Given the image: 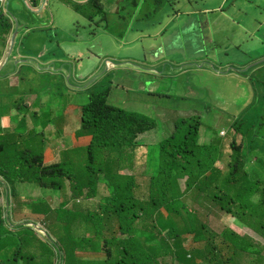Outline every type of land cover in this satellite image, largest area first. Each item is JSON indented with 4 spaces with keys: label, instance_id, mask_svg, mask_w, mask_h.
<instances>
[{
    "label": "trees",
    "instance_id": "1",
    "mask_svg": "<svg viewBox=\"0 0 264 264\" xmlns=\"http://www.w3.org/2000/svg\"><path fill=\"white\" fill-rule=\"evenodd\" d=\"M19 1L28 7L26 0ZM70 1L90 21L96 22L99 17L108 21L104 0H89L86 3ZM17 22L14 14L13 20L1 15L0 61ZM253 71L256 75L264 72V65ZM256 75L249 74L248 79L254 100L243 110L241 118H237H240L239 122L234 120L232 126L236 137L230 145L232 151L227 169L217 164L221 159L219 145L199 144V117L177 121L170 136L143 150L139 147L138 138L154 134L158 128L157 121L149 115L112 105L111 89L99 87V90L97 86L87 90L89 101L81 108V130L77 131V137L87 140L88 144L79 145V139L71 138L73 146L61 154L56 153L52 162L46 160L49 147L44 141V138L48 139L43 131L51 124L54 109L41 110V114L32 113L33 123L40 134L31 129L27 139H23V135L9 137L15 134L9 130L3 134L4 129L0 128V189L4 190L6 185L16 205L26 203L22 200L26 196L25 190L36 193L37 198H29L31 202L26 204L27 210L46 220H56V226L50 225L48 229L61 234L56 247L37 241L35 236L32 237L35 228L26 229V224L14 225L11 217H3L5 210L0 205V264H163L167 256L166 247L168 253L178 260V244L169 249L166 241L164 245L155 244L152 232L157 230V223L168 231L172 243L189 233L197 241H202L204 244L200 250L203 248L206 253L200 251V262L205 264L231 262L230 258H226L225 263L216 260L217 252L223 250L219 246L233 250L234 254L238 250L251 251L249 246L253 244L250 237L246 239V244L234 231L226 229L218 236V243L208 223L209 217L205 219V230L197 219L206 218L203 213L219 210L237 224L240 221L262 234L264 143L260 140L264 132L258 129L264 124V108L257 107L261 91L256 86L264 85V82H260ZM69 91H72L71 86ZM116 97L120 99L118 95ZM0 101L3 103H0V116L4 117L5 110L9 108L5 104L9 102L3 101L1 92ZM24 119L26 117L21 122ZM256 132L259 136L254 135ZM49 133L68 140L58 126ZM87 136L90 138L87 139ZM138 165L146 167L135 174L132 170L136 171ZM101 185L105 188L102 189ZM137 188H142V191ZM136 190L140 192L139 198ZM5 194L9 196V193ZM57 195L62 198V204L58 211H54L48 198ZM97 195L104 199L89 201ZM255 196L258 198L254 199ZM196 198L203 200L201 207ZM181 202L192 206L184 207L186 211L181 212ZM140 211L143 216L138 215ZM109 222L116 230L111 238L104 230ZM33 224L37 225L36 222ZM137 228L142 230L141 234L135 231ZM223 238L225 241L221 242ZM34 243L39 246L38 254L26 253ZM102 251L106 253L102 261L86 263L74 257L78 252L94 254ZM193 256L198 260L199 256ZM217 256L219 259L223 257ZM178 261L180 264H194L190 260Z\"/></svg>",
    "mask_w": 264,
    "mask_h": 264
},
{
    "label": "rangeland",
    "instance_id": "2",
    "mask_svg": "<svg viewBox=\"0 0 264 264\" xmlns=\"http://www.w3.org/2000/svg\"><path fill=\"white\" fill-rule=\"evenodd\" d=\"M18 1L19 0H11V6L9 7L11 9V12L17 18L18 22H30V25L25 26L26 28L22 29V31L20 28L21 33L19 38L26 37L25 51L28 53L27 56L29 60L32 61V64H21V72L18 74L17 79L18 83L17 81H15L16 85L14 87L10 85L11 81L7 79V76H5V78L1 80L0 89L2 90H0V92H2L3 101L9 102L5 105L11 106L12 104H14L15 108H20L23 111V114H18L16 112L17 109H14L11 111V114H8L10 116H8L6 119L7 121L11 120V124L5 122L0 116V128L4 129L3 134L6 133L5 130H9L8 132H13L15 134L14 136L10 135L9 137L18 138L19 135H23V139L28 138L31 129L34 130L37 134H40V131L33 123L32 115H30L29 118L24 119L23 122L20 121L25 115L26 108H28L30 114L34 112V108H32L31 106L35 101V96L39 98L40 102H38L40 103L41 107H46L44 111H50L54 107L58 112H63L66 109L67 117L63 122L62 131L65 135H68V137H65L68 138V140H62V138L57 136V134L56 137L54 135L50 136L48 134L46 136V138L48 139L47 141L44 138V141L49 147L47 150L48 154H46V160H53L57 156L56 153L61 154V152H63L66 148L73 146L71 138L73 140L78 139L77 131L79 130L81 125V107L87 102L88 85L91 87L97 86L99 90L100 88L103 90L111 89L109 94H111L110 98H112V100L114 101L113 103H111L116 107H121L129 112L138 114H150V112H147L146 110H140L143 106V102L148 101L149 98H143L142 100L138 99V92L135 91L139 89L140 85L138 84L137 86L136 81L134 80L135 78H132V76L135 70L143 67L142 63L145 62L146 57L150 61H154L152 60L154 50L158 51V54H161L159 48L156 47L153 49L154 42L156 41L155 38H145L142 31L153 33L152 31H156L158 29V26H164L161 22H167L169 20L168 17L175 13L173 12L175 8L173 4L174 0H166L167 4H164L161 7H156L155 5L158 0H145V2H143V0H137L135 4L136 6H140L141 8V6L144 5L142 10H138V12H136V8L132 5L131 1L123 2L122 13H112V15L108 18V21H102L100 20L102 17H99L96 20V24L93 26L87 23V20H89L88 18L83 15H78L74 10L66 7L64 0H49V7L47 8V10H45V13L48 15L50 20H53L51 15L52 12V14L54 15L56 26H60L63 31L61 32L63 34L59 36L55 32H52L54 43H58V40L62 39L61 45L65 52L66 50L71 52L76 47L78 48V51L81 50L83 52V60H80V63L83 64L82 75L80 76V72H77V75L75 76L73 72L71 78H69L68 76H61L59 75V73L53 71L40 72L33 67V65L36 63L35 60L39 62L42 61L41 59L39 60L35 58L41 54V49H39V46L35 41L37 36V29L35 27V24L38 20L36 14L37 12L33 11L32 9L28 8L26 5ZM76 1L80 2V0ZM212 1L213 0H193V6L199 9H203L204 7H212ZM233 1L234 0H229L228 2L227 0L225 1L226 11H229V9L233 6ZM241 4L242 3L240 2L235 3V5L237 6H241ZM187 5L188 6H186V4L184 3L185 10L183 12H188V14L194 16L195 22L197 24V29H200L202 31L201 45L203 44L206 46V52L204 54H207L208 57L212 60L219 61L221 63L232 61L236 64V61H238L242 64H246L243 66L244 69H234L232 74L249 82V73H251V71H246V69L249 67H254L257 69L258 67L264 65V57L254 60V58L264 53V48H262L260 45H256L255 50L249 56L244 53L246 47L249 46H246L244 41L241 39H234L233 47H227V45L225 44V39L223 38L224 32H213V30L212 32L208 31L205 24L207 16L196 15L192 11V9L194 8L189 4ZM176 8L180 9L183 7ZM181 13L182 12H179V14ZM122 15H124V18H121ZM162 15H164V18L162 17ZM181 18L183 20H186L187 16L183 15ZM106 26H108V28ZM28 27L30 28V30L26 31ZM180 28L181 25L179 23H173L170 26L169 30L176 31L179 34L181 32ZM105 29H109L110 32H106ZM213 33L215 34V36L213 35ZM166 35L167 33L165 34V36ZM179 37L182 38L183 36L179 34ZM76 39H78L77 44L75 43ZM199 43V40H197V44ZM238 47L239 50L237 52ZM61 51L62 50H59V52ZM162 55L164 56L161 63L156 62L152 64H144L146 65V68L155 66L157 67L156 69H160L159 72L161 73L168 72L169 74L173 73L175 75L173 77H166L163 83H160V86L156 88L159 90V92L156 91L158 92L157 95L161 97H155L153 99L161 101L157 108L158 113L160 115L163 114L167 116L168 112L167 109L163 110L164 106L173 108H184L185 106H187L188 108L186 109L189 112H186V114H184L185 116H183L181 119H178V121H188L190 120V117L199 116L201 119L199 144L212 145L215 143L219 145L221 159L217 161V164L219 166H224V168L227 169L232 151L230 149V145L233 143L234 137H236L234 134V129L232 130V125L234 124V122L230 124V122L227 121L229 116H223L221 114L219 109L224 108H222V102L220 100H216L212 103L217 105L218 108L216 107L205 109V107H207V104L204 102V98H202H218L219 93L214 92V94H212L213 96H211V94L204 92L207 94L197 93L194 96H191L190 94L179 92L177 90L179 88L178 86L182 81L187 80V78L189 79L191 77V80L194 82L200 81L197 75L200 70L195 65L191 67L182 65L179 68L174 69V67L176 68V66L173 67L171 62L165 61L167 59H176L180 57L195 58L198 56L196 54V47L194 45H186L180 49H168L164 51ZM97 57H99V59H97ZM164 57H166L167 59H164ZM106 59L112 61L116 65L115 68L107 69L105 65ZM251 59L252 61H250ZM71 60L75 63H79V61H74V58ZM64 67L66 68L67 65H65ZM182 70L188 71V75L177 76V74H180ZM42 73H47V75L43 76ZM153 73H155L154 70ZM161 73L157 75H138V77H141L144 81L145 76H147L149 79H153L156 78V76L162 77ZM251 74L256 75V73ZM91 75L92 77H89ZM77 77H81L86 81L81 82ZM256 77L260 82H264V72L258 73ZM127 79L128 81L130 80L133 83V87L131 89H129V86L126 83ZM70 86L72 91H69ZM75 86L82 87L80 88L82 90L76 89ZM256 88L261 91V96L258 100L257 107L264 108V85H258L256 86ZM115 94L120 97L119 100H117ZM180 95L186 100H183ZM41 102H43V104ZM46 102H48V104H46ZM0 103L3 104L1 101ZM29 103H31V105H29ZM26 105H28V107H26ZM245 109L247 108H244L243 110ZM2 110H5V108H3ZM243 110L239 112V114L235 116L233 120H237L240 115L242 116ZM150 116L155 121H157L158 125L161 127V129L158 130V137L160 140L168 137L174 132L173 131L170 134L168 128H163V125L160 124V120H157L155 118L154 112H152ZM240 118L237 120V122H239ZM3 122L6 123L7 127L3 125ZM47 130H53V127L49 126ZM258 130L264 132V124L259 127ZM254 135L259 136L258 132H256ZM86 138L89 139L90 136H87ZM260 142L264 143V137H261ZM86 144H88L87 140H80L79 142V145L82 146H85ZM154 149H158V147ZM257 166L258 165L256 164L255 167ZM145 167L146 165H138L136 171L132 170V172H134L135 174L138 172H142ZM101 188L104 189L105 187L101 185ZM20 190L21 188H19V192ZM137 190L142 191V188H137ZM42 192L49 193L50 191ZM2 193L4 195V192ZM38 194L39 196L41 195V193L39 192ZM25 195L26 196L22 198V200H25L26 202L24 205H16L15 200H11L12 207L14 208V210H12V223L14 225L26 224V229L35 228V231L33 233L34 235L32 236L33 238L35 236L37 241L47 242L51 247H53V245L56 247V244L54 242H57L58 235H56L51 229H47L48 227H50V225L56 226V220L47 218L48 222H46V220L44 221V218L41 215L27 210L26 204L31 202L29 198H31V196L33 198H37V194L32 191L25 190ZM4 196H6V194ZM257 198L258 196L254 197V199ZM102 199H104L102 196L97 195L95 197V200L93 201L97 202ZM51 200L49 199L51 205L56 207L61 205V200H59V198L54 197V199ZM196 202L198 203V206L201 207L200 205L202 204L203 200H199L196 198ZM190 206L192 205L183 204L182 202L179 204L181 212L186 211L184 207L189 208ZM5 211L3 213V217H10V214L6 213ZM202 216H207L206 218L198 217L197 219V221L202 222V230H205L204 227L206 226L205 223L207 222L205 219L210 216L219 217L220 221L218 222L222 223V225L226 222L230 226V228L234 230L235 225L233 226V223L229 221V218H227V215L224 212L213 210L209 214L203 213ZM152 219L157 220L154 217ZM115 221L118 222L117 220ZM211 221L213 224V233L218 234L219 227L217 223L212 218ZM34 222H36L37 228L33 226L35 225L33 224ZM137 222L138 219L136 220L135 224ZM42 225L45 226L47 235L43 238L42 236L44 235V233L41 232H44V228L42 227ZM111 225V222H109V224L104 227V230L109 232V235L106 236H109L110 238L111 235L116 232V230ZM109 226L111 227L110 229ZM248 230V228H244L242 233H245ZM135 231L142 233V230L140 228H137ZM261 232L262 234H258L256 232L258 235L252 233L253 236L252 234H249V236L253 237V240H251L255 251H253L250 256L252 258V262H254L255 264H264V229H262ZM152 234L154 235L156 245L158 243H162L164 245V241H166L169 249L173 245L178 244L177 259L181 262L183 261V259L185 261L188 260L186 258L187 255H197L199 256L198 262L201 264H205L200 262V251H203L201 252L202 254L206 253V251L204 252L203 248L200 250V246H202L204 243L202 241H197L198 239L194 238L192 233L183 235L178 240H174V242L176 241V243H172L170 241L172 239H170V236L166 232L154 230ZM136 236L139 235L136 234ZM247 238L248 237H245L243 240L246 241ZM91 239L94 240V236H91ZM143 239L144 238L142 237V240ZM223 241H225L224 238L221 240V242ZM38 249V244L34 243V245L29 247L25 252L28 254H34L37 252V255ZM227 250L228 248L224 247L223 250L217 252V255L226 256ZM166 251L167 252L165 253L167 254V256L165 264H179V261L173 258L172 253H168L167 247ZM229 251L231 253H234V251L231 249H229ZM257 251L259 252L258 254ZM217 255L216 260L218 261L219 258ZM87 256H89L90 258H87ZM74 257L79 258L86 263L102 261L106 258L103 252L86 255L78 252V254H75ZM227 258H230L231 262H227L226 259L221 260L229 264H237L238 257L236 258V262L233 255L228 256ZM215 261L213 263H215ZM241 264H251L249 257L247 256V259L245 261L242 260Z\"/></svg>",
    "mask_w": 264,
    "mask_h": 264
},
{
    "label": "crops",
    "instance_id": "3",
    "mask_svg": "<svg viewBox=\"0 0 264 264\" xmlns=\"http://www.w3.org/2000/svg\"><path fill=\"white\" fill-rule=\"evenodd\" d=\"M76 1V0H74ZM127 0H104V4L106 7V10L108 12L107 18H109L112 13H120L121 9L123 11L122 3L126 2ZM131 1L132 5L136 8V12L138 10H142L144 7L136 6L137 0H129ZM226 0H213V6L212 10L215 11V14L211 13L209 9H207V13H203L205 9H199L194 8L192 11L198 15H206V28L208 31L212 32H224V39L225 44L227 47H233V40L234 39H241L244 41L246 46V49L244 50V53L246 55H249L255 50L256 45H260L262 48H264V0H240L241 6L233 5L229 11H225V4ZM229 0H227L228 2ZM20 2V1H18ZM66 7H69L70 9L74 10L76 14L81 15L75 7L74 4L70 0H64ZM80 2L85 3L86 0H80ZM145 2V0H143ZM188 2V0H174V11L173 15L168 17L167 22H161L164 26H158V29L156 31L151 32H143V36L145 38L153 37L155 38L154 42V48H159L161 50V59L164 55L163 52L168 49H180L183 46L186 45H194L196 47V54L198 55L195 58H188V57H180L176 59H167L164 57L166 62H171L175 65L183 64L186 67H191L195 65L198 67L200 72L197 74L200 81L194 82L191 80V77L187 80H184L181 82V84L178 86L177 89L179 92L184 94H190L191 96H194L197 93L201 94H214V92L219 93L218 98L209 97V99L204 98V102L207 104L208 108H218L217 105L212 104L216 100H220L222 102V108L219 109L221 114L223 116L228 115L229 118L227 119L230 124L234 122L233 118L239 114L244 108L249 106L253 100H254V94H253V88L249 84V82L243 78H238L232 74L233 69H243V66L246 64H242L238 61H236V64L232 61H226L224 63H221L219 61L212 60L211 58L207 57V54H204L206 52V46L201 45L202 41V31L200 29H197V24L195 22L194 16L188 14V12H183L185 10V7L183 8H176V7H182L183 3ZM22 3V2H20ZM182 3V4H181ZM38 11H37V22L35 24V27L37 29V36H36V43L39 46V49H41V54L38 55V57H35L37 59H41L42 61L39 62L37 60L36 63L33 65L35 69H37L40 72L43 71H53L59 73L61 76H72V73L74 72L75 76L77 75V72H80L79 75H82V68L83 64L80 63V60H83V52L81 50L78 51V48L76 47L71 52H66L63 50L61 45V40H58V43H54L52 38V32H55L58 36L62 35L63 32L60 26H56V22L54 20V15L51 12L52 19L50 20L48 15L45 13V10L49 7V0H39L38 3ZM167 4L166 0H158L156 2V7H161L162 5ZM29 8V7H28ZM179 12H182L179 14ZM187 16L186 20H183L182 16ZM230 15H233L234 19H230ZM164 18V15H162ZM35 23V22H34ZM87 23L89 25L93 26L96 24V22H91L87 20ZM173 23H179L181 25V32L179 33L183 37L180 38L178 32L176 31H170L169 28ZM20 24V26H19ZM30 25V22L28 21H19L16 23L15 29L11 36L9 37L10 40L15 32H18V35L20 37V33L22 29L26 28L25 26ZM152 26V25H151ZM31 27V26H30ZM108 28V26H106ZM21 28V31H20ZM30 28L28 27L26 31H29ZM106 32H110L109 29H105ZM167 35L165 36V34ZM215 36V34L213 33ZM65 37V36H64ZM212 37V34H211ZM8 38V39H9ZM197 40H199V44H197ZM23 41V43L21 42ZM75 43H78V39H76ZM10 46V45H9ZM241 46V45H240ZM26 47V37L19 38V41L17 44H15L13 52L15 53V62H11L6 69H3L0 66V82L7 74H13L9 81H11L10 85L14 87L15 81L18 83V74L17 67H21L20 64L22 63L23 59H26V64H32L31 60H29L27 56V52L25 51ZM59 50H62L59 52ZM239 50V47L237 48V52ZM26 52V54H25ZM264 53L259 55L258 57L254 58H263ZM74 58V61H79V63L73 62L71 59ZM99 59V57H97ZM109 61L108 59L105 60L106 62ZM252 61V59L250 60ZM62 63V64H60ZM144 64H152L156 63V61H150L147 57ZM70 64V65H68ZM67 65L65 68L64 66ZM246 68V67H245ZM160 70V69H159ZM161 73V72H159ZM162 77H157L153 79H149L147 76L144 77V81L141 77H138V74L134 73L132 78H135L136 84L139 86V89H137L135 92H138V99L142 100L148 99V101L143 102V106L140 110L143 109L147 112H150V114L145 115H151L152 112L155 114V118L157 120H160V124L163 125V128H168L170 131V134L174 131L175 123L178 121V119H181L184 114H186L187 111L185 106L184 108H173V107H163V110L167 109V116L160 115L157 111L158 105L161 101L153 100L155 97L158 96L159 90L156 89L160 86V83H163L164 79L166 77H173L175 76L173 73L169 74L167 73H161ZM43 76L47 75V73H42ZM188 75V71L182 70L180 74H177V76H183ZM154 80V81H152ZM128 81V79H127ZM126 81L127 85L129 86V89L133 87V83L129 80ZM76 89L82 90L80 88L75 86ZM74 87V88H75ZM158 91V92H156ZM207 92V93H204ZM181 96V95H180ZM182 97V96H181ZM183 100H186L184 97H182ZM34 103L32 104V108H34L33 111L36 112V109L41 107L40 103L38 102V98L35 96ZM42 103V102H41ZM17 104V103H15ZM20 105V104H19ZM31 105V103H29ZM210 106V107H208ZM28 107V105H26ZM17 109L16 112H23L20 108H15L14 104L9 106L8 110H5L7 114H10L12 110ZM55 113L54 114H61L62 120L67 117L66 109L63 112H58L56 108H53ZM155 109V110H154ZM28 108H26V111ZM29 111V110H28ZM14 113V111H13ZM41 114V112H38ZM200 114V113H197ZM43 116V115H42ZM65 117V118H64ZM199 116H196V118ZM200 118V117H199ZM8 123H12L11 120L7 121ZM5 126L7 127L6 123ZM233 126V125H232ZM48 128V127H47ZM161 129V127L158 125V128L154 134L150 135H140L138 138L139 147L141 146L143 150L147 149L149 146H153L161 142L162 140L158 137V130ZM222 132V131H221ZM170 136V135H169ZM65 137V134H64ZM167 138V137H166ZM165 139V138H164ZM139 150V148H138ZM183 188H185L184 182L182 183ZM211 218L217 223L219 227V233L215 234L216 242H218V236L225 231L226 229H231L230 226L225 222V224L222 225V223L218 222L220 221V218L217 216H210L208 218V223L211 225V230L213 232V224L211 221ZM229 218V217H227ZM229 221L233 223L235 233L238 234L239 237H250L253 239V237L249 236V234H252V230L249 229L246 225L243 224H237L233 219L229 218ZM244 228H248L249 230L245 233H242ZM232 230V229H231ZM233 230V231H234ZM253 236V234H252ZM241 254H248L244 251H239L238 256ZM249 255V254H248ZM250 256V255H249ZM251 258V256H250ZM188 260L192 261L194 264H199L197 258L195 256H188ZM237 264H241V261H237ZM251 264H255L252 262L251 258Z\"/></svg>",
    "mask_w": 264,
    "mask_h": 264
},
{
    "label": "bare ground",
    "instance_id": "4",
    "mask_svg": "<svg viewBox=\"0 0 264 264\" xmlns=\"http://www.w3.org/2000/svg\"><path fill=\"white\" fill-rule=\"evenodd\" d=\"M237 2H240L241 3V1L240 0H234L233 1V5L235 4V3H237ZM227 3V2H226ZM186 4V6H188L187 4H189L190 6H192L193 8H195L194 6H193V0H188V2H186L185 3ZM182 7H184V3H183V5H182ZM203 9H205V11H203V13H207V9H209V10H211L210 12L211 13H213V14H215V11L214 10H212V7H204ZM226 11V10H225ZM231 19H234V17H233V15H230V19L229 20H231ZM14 37H16L15 38V44H17V42L19 41V35H18V32H15L14 34H13V36H12V38H11V40H10V38L8 39V45H7V47L5 48V52H4V56H3V58L1 59V61H0V64H1V67L3 68V69H6L7 67H8V65L11 63V62H15V53L13 52V50H11V46L13 45V41H14ZM22 43H23V41H21ZM15 44H14V46H15ZM24 44V43H23ZM10 45V46H9ZM160 52H161V50H160ZM207 57H208V55H207ZM22 59H23V61H22V63L21 64H26V62H24V61H26V59H24L23 57H22ZM152 60H154V61H156L157 63H161V61H162V59H161V55L160 54H158V51H156V50H154L153 51V59ZM21 64H20V66H21ZM143 64V67L142 68H139L138 70H135L134 71V73H136V74H138L139 76H141V75H157V74H159V71L160 70H158V69H156L157 67H155V66H153V67H149V68H146V65H144V63H142ZM172 65H173V67L174 66H176V68L174 67V69H177V68H179L180 66H182L183 64H178V65H175V64H173V63H171ZM106 68L107 69H113V68H115V64L112 62V61H107L106 62ZM17 69V71L20 73L21 72V67H17L16 68ZM153 70L155 71V73H153ZM132 72V71H131ZM250 74V73H249ZM13 74H7V79L9 80L10 79V77L12 76ZM68 76V75H67ZM69 78H71L72 76L70 75V76H68ZM89 77H92V75L91 76H89ZM81 82L83 81H86V80H83L81 77H77ZM94 86H87V90H90L91 88H93ZM0 90H2V89H0ZM2 93V92H1ZM88 101H89V99H88V97H87V102H86V104H84V105H87L88 104ZM42 104H43V102H42ZM46 104H48V102H46ZM45 104V105H46ZM83 105V106H84ZM82 106V107H83ZM81 107V108H82ZM46 107H39V108H37L36 109V112H42L44 109H45ZM42 110V111H41ZM18 114H23V112H17ZM33 113H35V111L33 112ZM11 114V113H10ZM30 115H32V114H30V112L27 110V111H25V115L23 116V118L24 117H26V118H29V116ZM8 116H10V115H8L7 113H6V115H4V117H2L3 118V120L5 121V122H7V117ZM65 118V117H64ZM81 119V118H80ZM21 121V120H20ZM50 121H51V124L49 125V126H52L53 128H57V126L59 127V129L60 130H62V125H63V122H64V119L62 120V115L61 114H54V115H52L51 116V118H50ZM5 122H3V125L5 126ZM79 130H81V125H80V128H79ZM78 130V131H79ZM50 130H47V129H45V131H43V133H44V136H47L48 134L50 135ZM82 137H78V139L80 140ZM49 161V160H48ZM51 162H52V160H50ZM2 192H4V195H5V193H9V196H4L3 195V193ZM0 197H1V206L4 208V210H6L5 212L6 213H8V214H10V217H11V220L13 221V213H12V210H14V208L12 207V198H11V194H10V189L5 185V188H4V190L3 189H0ZM54 197H57V198H59V200H61V204H62V198H60L59 197V195H57V196H53V197H49L48 199H54ZM83 197H80V199H82ZM52 201V200H51ZM89 201H93V200H89ZM50 203V202H49ZM50 205H51V203H50ZM52 206V209L54 210V211H58L59 210V206H53V205H51ZM93 206H96V207H98V205H93ZM44 218V221L46 220V218L45 217H43ZM46 222H48V220H46ZM34 227H36L37 228V226L36 225H33ZM42 227L44 228V232H41V233H44V235L42 236V238L43 237H46L47 235H46V229H45V226L44 225H42ZM48 229V228H47ZM57 232V231H56ZM56 235H58V237H59V235H61L59 232H57V233H55ZM258 235V234H257ZM58 237H57V242H54L55 244L57 243L58 244ZM44 240V239H43ZM244 243H246V241L244 242ZM247 244V243H246ZM104 254H105V256H106V253L104 252V251H102ZM227 252V254H226V256H223L222 258H220V259H218V260H220V261H222L221 259H226L228 256H232V255H234V257H235V262H236V258L238 257V260L237 261H245L246 259H247V256L249 257V259H250V261H251V258H250V256L249 255H247V254H241L240 256H238V253H236V254H234V253H231L230 251H229V249L226 251ZM237 252H239V251H237ZM259 252L257 251V254H258ZM84 255H86V254H90V253H83ZM87 258H90L89 256H87ZM222 262H224V261H222ZM163 264H165V263H163ZM199 264H201V263H199Z\"/></svg>",
    "mask_w": 264,
    "mask_h": 264
},
{
    "label": "clouds",
    "instance_id": "5",
    "mask_svg": "<svg viewBox=\"0 0 264 264\" xmlns=\"http://www.w3.org/2000/svg\"><path fill=\"white\" fill-rule=\"evenodd\" d=\"M87 1H89V0H86V2H87ZM34 2H35V6H36V8L38 9L39 4H36V3H37V0H34ZM76 2H78V3H83V2H79V1H76ZM86 2H85V3H86ZM30 9H31V8H30ZM33 11H35V10H33ZM35 12H37V11H35ZM91 22H92V21H91ZM0 65H1V64H0ZM251 68H253V69H251ZM243 69H244V68H243ZM254 69H256V68H254V67H249V68L246 69V71H247V70H250L251 73H254V71H253ZM233 70H234V69H233ZM233 70H232V71H233ZM239 70H242V69H239ZM251 73H250V74H251ZM72 74H73V73H72ZM194 117H196V116H194ZM194 117H190V119H191V118H194ZM80 121H81V119H80ZM48 127H49V126H48ZM46 129H47V128H46ZM54 129H55V128H53V130H54ZM53 130H51V131H53ZM53 135L56 137V133L53 134ZM50 136H51V135H50ZM66 136L68 137V135H66ZM136 192H137V190H136ZM138 194H140V192H139V193L137 192V194H136L137 197L139 198ZM93 200H95V198H94ZM141 214H143L142 211H140L138 215L141 216ZM165 215H166V213H165ZM155 221H156V220H155ZM238 223H239V224H242L240 221H238ZM247 227L249 228V226H247ZM249 229H250V228H249ZM157 230H159V231H161V232H166V233H168V231H167V230H163V229L161 228L160 224H158V223H157ZM230 230H231V229H230ZM251 230H252L253 233L257 234L253 229H251ZM232 231H233V230H232ZM117 232H118V231H117ZM234 233H235V232H234ZM140 234H141V233H140ZM235 234L238 236L237 233H235ZM119 237H123V236L119 234ZM246 237H248V236H246ZM240 238H241V239H244L245 237H240ZM251 239H252V238H251ZM252 240H253V239H252ZM218 243H220V241H218ZM223 246H224V245H223ZM248 246H249V245H248ZM224 247H225V246H224ZM224 247L219 246L218 248H219V249H220V248H221V249H224ZM225 248H226V247H225ZM249 248L252 250L251 252H247V253L250 255V254H251L253 251H255V250H254V246H253V245H252V247L249 246ZM238 251H242V250H238ZM244 252H246V251H244ZM237 253H238V252H237ZM188 256H189V255H187V257H188ZM223 263H225V261H224ZM179 264H180V263H179Z\"/></svg>",
    "mask_w": 264,
    "mask_h": 264
},
{
    "label": "built area",
    "instance_id": "6",
    "mask_svg": "<svg viewBox=\"0 0 264 264\" xmlns=\"http://www.w3.org/2000/svg\"><path fill=\"white\" fill-rule=\"evenodd\" d=\"M10 1L11 0H0V18H1V15L4 14L6 15V17L13 20V14L9 7ZM26 2L29 8H31L32 10L38 11L35 6L34 0H26ZM0 200H1V197H0Z\"/></svg>",
    "mask_w": 264,
    "mask_h": 264
},
{
    "label": "water",
    "instance_id": "7",
    "mask_svg": "<svg viewBox=\"0 0 264 264\" xmlns=\"http://www.w3.org/2000/svg\"><path fill=\"white\" fill-rule=\"evenodd\" d=\"M15 38H16V37H14V41H13V45L11 46V50H13V49H14Z\"/></svg>",
    "mask_w": 264,
    "mask_h": 264
}]
</instances>
